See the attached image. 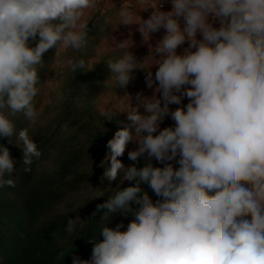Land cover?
Masks as SVG:
<instances>
[{"label": "clouds", "instance_id": "clouds-1", "mask_svg": "<svg viewBox=\"0 0 264 264\" xmlns=\"http://www.w3.org/2000/svg\"><path fill=\"white\" fill-rule=\"evenodd\" d=\"M149 8L151 14L142 19L139 12ZM162 8L163 0H123L118 9L111 0H0V136L15 135L20 163L30 171L41 152L29 128L17 132L10 116L23 113L28 125L36 123L43 54L84 49L92 14L115 9L119 25H138L146 43L163 29L155 48L149 45V56H160L154 78L152 65H145L146 58L137 62L132 46L106 62V81L116 88L126 89L133 71L146 69V86L156 85L160 93L138 92L135 105L125 93L122 111L100 112L105 120L127 114L107 142L101 167L109 166L102 180L111 184L119 178L131 186L109 188L93 216L103 212L107 221L119 211L135 219L125 231L122 223L104 224L91 258L73 256L72 264H264V0H171V10ZM127 41L117 47L126 48ZM64 63L74 74L87 67L84 59ZM185 97L186 106L170 110ZM169 115L175 126L160 130ZM133 142L138 147L128 159L138 163L146 155L143 167H125L120 159ZM153 158L165 166L154 167ZM174 160L178 168L168 163ZM16 164L0 147V186H15L4 177L12 176ZM142 183L159 199L153 202ZM105 194L99 190L95 199ZM133 203L140 207L134 210ZM78 225L83 227L79 216L69 218L65 231L74 233Z\"/></svg>", "mask_w": 264, "mask_h": 264}, {"label": "trees", "instance_id": "trees-1", "mask_svg": "<svg viewBox=\"0 0 264 264\" xmlns=\"http://www.w3.org/2000/svg\"><path fill=\"white\" fill-rule=\"evenodd\" d=\"M121 5L115 7L118 9ZM150 14L151 11L139 12L142 19H147ZM89 15L90 11L85 18ZM181 23L183 26L182 18ZM137 28L138 25H119L115 9L107 15L95 13L88 24V42L84 49L79 52L70 48L60 50L55 56L56 49L52 48L43 54L44 67L38 69L41 83L37 85L39 93L34 100L38 111L36 123L28 125L23 113L10 116L17 132L21 128H29V134L41 152L39 159L33 158L30 171H24L25 166L20 163L22 151L15 144V135L0 136V147L7 148L11 158L17 161L12 176L4 177L12 178L15 186H0V264H72L73 256L89 260L94 243L103 240L100 229L104 224L115 228L122 223L121 231H125L135 219L133 213L124 215L117 211L111 213L107 221H102L103 212H97L95 216L93 213L98 204L107 200L109 188L115 190L118 185L121 189L131 186L128 181L121 183L119 178L111 184L106 179L102 180L104 167L109 166L101 167L108 153L107 142L118 130L117 122L126 121L127 114L117 113L112 120H105L100 112L110 108H104L101 101L105 97H123L125 93L145 95L154 92L156 87L149 89L146 86V69L134 70L126 89L116 88L106 81L110 75L107 60L119 58L131 46L130 51L137 62L146 58L144 63L152 65L150 70L155 77L158 66L154 63L160 56H149V45L154 49L164 30L152 33L146 43ZM125 40H128L126 48L117 47L116 42ZM68 58L84 59L86 69L72 73L64 63ZM49 89L56 95L41 113L39 107ZM58 94L62 99L57 98ZM188 102L185 97L181 104H170L169 108L174 111ZM140 111L143 113V108ZM174 126L175 122L169 115L160 123V130ZM137 147L136 142L130 143L120 157L125 167L133 164L143 167L148 161L146 155L138 163L128 159V152ZM150 162L154 167L165 166L154 158ZM168 163L174 168L179 167L175 160ZM100 183L105 184L101 190L105 191V196L74 201L76 196ZM140 187L153 202L159 199L148 184L142 183ZM139 207L132 204L134 210ZM77 216L83 221V227L78 225L76 232L67 233V220ZM61 251L68 253L63 260H56Z\"/></svg>", "mask_w": 264, "mask_h": 264}, {"label": "rangeland", "instance_id": "rangeland-1", "mask_svg": "<svg viewBox=\"0 0 264 264\" xmlns=\"http://www.w3.org/2000/svg\"><path fill=\"white\" fill-rule=\"evenodd\" d=\"M87 12L88 11H86V13ZM154 94L157 96V93L155 91L154 92H150V93L149 92L148 93H145L144 96L145 97H152ZM55 95L56 94L54 92H52L51 89H49V90L46 91L45 101L39 107V111H41V113L45 111V109L47 108V106L50 103L51 99ZM129 96L131 97V101H132L133 105H135L136 104V100H135L136 94L129 95ZM126 104H127V101L124 100V99H122L121 97H105L101 101V105L104 108H110V109H114L116 111H122L125 108ZM122 114H126V113H122ZM104 187H105V184L104 183H100L98 186L92 187L89 190L83 192L82 194L76 196L74 201H84V200H88V199L96 196L97 192L99 190H102V188H104Z\"/></svg>", "mask_w": 264, "mask_h": 264}, {"label": "crops", "instance_id": "crops-1", "mask_svg": "<svg viewBox=\"0 0 264 264\" xmlns=\"http://www.w3.org/2000/svg\"><path fill=\"white\" fill-rule=\"evenodd\" d=\"M111 2H112L115 6H118V5H120V4L123 3V0H111ZM163 5H164L163 9H161L162 11H169V10H171V0H163ZM146 11H152V9L149 8V9L146 10ZM209 19H210V22H213L211 17H210ZM213 26H214V27H219L220 25H219L218 22H213ZM186 47H188L187 42H186L184 45H182L181 47H179V48L177 49V54H182L184 48H186Z\"/></svg>", "mask_w": 264, "mask_h": 264}, {"label": "built area", "instance_id": "built-area-1", "mask_svg": "<svg viewBox=\"0 0 264 264\" xmlns=\"http://www.w3.org/2000/svg\"><path fill=\"white\" fill-rule=\"evenodd\" d=\"M163 7H164V5H163Z\"/></svg>", "mask_w": 264, "mask_h": 264}]
</instances>
